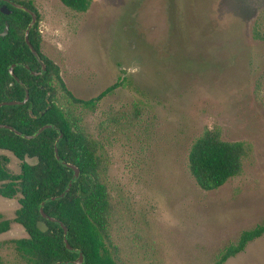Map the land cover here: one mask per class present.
Returning <instances> with one entry per match:
<instances>
[{
    "label": "rangeland",
    "instance_id": "374dc122",
    "mask_svg": "<svg viewBox=\"0 0 264 264\" xmlns=\"http://www.w3.org/2000/svg\"><path fill=\"white\" fill-rule=\"evenodd\" d=\"M31 1L41 52L77 98L120 82L94 105L57 97L96 142L110 197L105 241L118 261L213 264L264 222V0H92L85 12ZM213 128L249 153L239 176L204 190L189 152ZM2 156L20 172L13 153ZM19 197L0 195L11 221L0 234L5 264H26L15 246L28 236L14 222ZM225 264H264V235Z\"/></svg>",
    "mask_w": 264,
    "mask_h": 264
},
{
    "label": "trees",
    "instance_id": "16d2710c",
    "mask_svg": "<svg viewBox=\"0 0 264 264\" xmlns=\"http://www.w3.org/2000/svg\"><path fill=\"white\" fill-rule=\"evenodd\" d=\"M15 1L29 5L24 0ZM60 1L77 12L87 11L92 3V0ZM4 2L1 0L0 4ZM9 7L11 14L0 11V32L9 22L8 34L0 36V103L23 100L26 88L30 97L25 104L0 107V123L12 125L25 134H32L46 124L61 128L64 137L58 145L60 156L78 166L81 174L64 198L45 203V212L67 225L69 242L84 252V264H124L113 256L105 241L110 197L107 185L100 178L96 142L80 127L73 126L57 102L61 90L75 103L94 105L118 88L120 82L114 83L96 98H77L63 80L59 65L41 52L38 22L30 32V40L44 60L47 71L33 74L32 71H41L42 65L25 40L31 17L26 11L12 5ZM16 63L30 67L17 65L14 68L26 88L10 75L9 67ZM58 137L59 132L54 128H48L32 139L0 128V149L10 151L20 161V172L12 173L8 168L9 158L0 157V195L9 199L20 195L14 222L22 225L28 236L16 240L15 246L26 264H55L75 260L79 256L78 252L67 249L64 229L58 223L46 220L49 226L46 232L37 227V222L44 219L40 212L41 203L61 194L74 175L73 169L56 158ZM248 153L249 146L244 142L224 140L219 129H206L191 146L189 168L202 189L215 190L242 173ZM10 224L11 221L0 214V234L8 231ZM263 235L264 222L243 231L238 241L227 246L213 264H225ZM0 264H5L1 258Z\"/></svg>",
    "mask_w": 264,
    "mask_h": 264
},
{
    "label": "water",
    "instance_id": "95a60500",
    "mask_svg": "<svg viewBox=\"0 0 264 264\" xmlns=\"http://www.w3.org/2000/svg\"><path fill=\"white\" fill-rule=\"evenodd\" d=\"M3 1H6V2L14 5L16 8H19V9H22V10H25V11H28L29 13H31L32 20H31V22L29 23V25H28V27L26 29L25 40H26L27 44L29 45V47H30L31 51L33 52V54L37 57L38 61L42 65V70L41 71H32V72L35 75H39V74L45 73L47 71L46 64H45L44 60L42 59L40 53L36 50V48L34 47V45L32 44V42L30 40V32H31L32 28L35 26V24L37 22V14L34 11H32V10L28 9L27 7H25L24 5L18 4V3H16L13 0H3ZM0 11L2 13L6 14V15L12 13V10L8 7V5L6 3H4V4H2L0 6ZM8 32H9V22H6L5 29L0 32V36H6L8 34ZM17 65H23V66H25L28 69H30V67L27 64H22V63H16V64H13V65H11L9 67L10 75L14 78V80L25 86V84L19 79V77L17 76V74L14 71V68ZM13 83L14 82H12L11 84H13ZM25 88H26V86H25ZM29 97H30L29 90H28V88H26V95H25V98L23 100L4 101V102L0 103V107L5 106V105L10 106V105L25 104L29 100ZM0 128L10 129V130L14 131L15 133H17L18 135H21V136H23V137H25L27 139L36 138L44 130H46L48 128H54V129L58 130L59 137H58V139H57V141L55 143V155H56V158H57V160L59 162H61L66 167H68L70 169H73L74 170V175L71 178V180L69 181L66 189L61 194L53 196V197H51V198H49V199H47V200H45V201H43L41 203L40 212H41V215L43 216L44 219H41V220H39L37 222V227H38L39 230H41L43 232H46L49 229V226H48L46 220L58 223L64 229V242H65V245H66L67 249H69L70 251H76V252L79 253V256L75 260L58 261L55 264H84L85 263V254H84V252L82 250L74 248L69 242V236H68L69 235V229H68L67 225L63 221H60L57 218L52 217V216L48 215L45 212V203L47 201H55L57 199L64 198L68 194V192L70 191L74 181L77 180L78 177L81 174V171H80L78 166H76L75 164L66 162L60 156L58 145H59V142L61 141V139L64 137V134H63L61 128H59V127H57V126H55L53 124H46V125L42 126L40 129H38L36 132H34L32 134H25V133L21 132L20 130H18L17 128H15L14 126L9 125V124L0 123Z\"/></svg>",
    "mask_w": 264,
    "mask_h": 264
},
{
    "label": "flooded vegetation",
    "instance_id": "af4514ba",
    "mask_svg": "<svg viewBox=\"0 0 264 264\" xmlns=\"http://www.w3.org/2000/svg\"><path fill=\"white\" fill-rule=\"evenodd\" d=\"M1 1V0H0ZM3 1V0H2ZM13 1H15V0H13ZM16 3H18L17 1H15ZM24 2H26L27 4H29V5H24L25 7H27L28 9H30V10H32V11H34L36 14H37V22H38V19H39V12H38V10H37V7L35 6V3L33 2V1H31V0H24ZM4 3H6L7 5H8V7H9V5H12V4H10V3H8V2H4ZM4 3H2V4H4ZM2 4H0V6L2 5ZM18 4H21V3H18ZM23 5V4H22ZM12 6H14V5H12ZM15 7V6H14ZM10 8V7H9ZM19 9V8H18ZM12 10V9H11ZM22 10V9H21ZM23 11H25V10H23ZM29 15H30V17H31V20H32V15H31V13H29L28 11H26ZM31 22V21H30ZM36 22V23H37ZM26 33V32H25Z\"/></svg>",
    "mask_w": 264,
    "mask_h": 264
}]
</instances>
